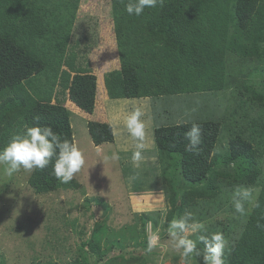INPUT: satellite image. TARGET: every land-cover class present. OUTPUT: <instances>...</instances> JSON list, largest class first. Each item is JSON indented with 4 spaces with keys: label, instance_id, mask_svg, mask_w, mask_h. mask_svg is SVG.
<instances>
[{
    "label": "rangeland",
    "instance_id": "1",
    "mask_svg": "<svg viewBox=\"0 0 264 264\" xmlns=\"http://www.w3.org/2000/svg\"><path fill=\"white\" fill-rule=\"evenodd\" d=\"M258 1L262 56L246 57L229 49L224 89L112 99L106 93L104 74L117 69L119 62L110 0H79L71 41L79 40L78 61L88 58L97 75L98 106L92 113L76 110L68 100L65 106L71 111L73 141L83 152L85 164L70 183L60 182L55 191L42 193H36L28 182L32 170L21 168L9 177L5 165L0 164V264H201L200 258L182 261L173 247L168 234L172 220L165 219L171 208L168 190L174 198L177 195V203L183 202L188 192L204 193L192 195L193 202L184 208V213L191 212L207 230L191 238L222 232L228 241L227 262L232 226L237 228L235 219L240 217L233 207V191L237 186L252 187L257 196L264 181V123L259 119H264V0ZM41 79L36 78L35 84ZM239 96L251 102L241 103L248 118L227 115ZM137 106L145 113L147 133L140 167L132 162L136 141L128 131L120 132L122 121ZM89 120L108 122L114 131L113 141L95 145L87 129ZM202 120L222 121L215 146L221 151L214 149L218 161L208 178L190 184L178 168L180 156L157 147L154 129ZM255 120H260L258 125H253ZM236 137L254 150L250 170L257 169L255 182L244 179L247 171L240 167V159L226 161ZM114 153L118 159L112 158ZM215 173L224 175L215 178ZM254 203L245 205L246 213ZM154 235L157 241L149 248ZM198 247L203 249L202 244Z\"/></svg>",
    "mask_w": 264,
    "mask_h": 264
},
{
    "label": "trees",
    "instance_id": "2",
    "mask_svg": "<svg viewBox=\"0 0 264 264\" xmlns=\"http://www.w3.org/2000/svg\"><path fill=\"white\" fill-rule=\"evenodd\" d=\"M129 2L110 0L119 67L104 74L109 98H159L221 90L227 78L229 49L246 57L262 56L258 0H164L163 6L145 8L140 16L128 15L125 5ZM78 7L79 0H0V150L26 127L35 125L51 126L74 144L66 101L87 113L98 106L97 75L88 58L82 55L78 61L79 40L71 41ZM234 100L227 115L245 116L247 110L241 103L251 102L240 96ZM259 121L252 123L258 125ZM192 123L202 128L198 152L185 150ZM221 123L202 120L156 127L155 143L164 152L177 153L183 179L199 184L217 164L214 149ZM87 129L95 145L113 141L108 122L88 121ZM235 139L226 161L240 159V167L247 171L244 179L255 182L257 169L250 170L254 150L240 137ZM54 159L46 168L32 170L28 182L36 193L55 191L61 184L52 174ZM195 194L204 193L188 192L183 202L177 203V195L174 198L168 190L171 208L166 222L183 215ZM256 197L259 206L253 205L235 219L237 228L232 226L227 264H264V181Z\"/></svg>",
    "mask_w": 264,
    "mask_h": 264
},
{
    "label": "clouds",
    "instance_id": "3",
    "mask_svg": "<svg viewBox=\"0 0 264 264\" xmlns=\"http://www.w3.org/2000/svg\"><path fill=\"white\" fill-rule=\"evenodd\" d=\"M164 0H130L125 5L129 16H140L145 8L163 6ZM144 111L137 106L125 117V127L130 136L136 141L132 153V162L140 167L144 160L142 153L146 149V123L143 117ZM88 122V121H87ZM202 128L198 123H192L186 134L188 141L185 150L198 152L201 144ZM100 145V144H99ZM226 147V143L224 144ZM215 151H221L217 145ZM52 174L63 184L70 183L75 174L85 164V158L80 148L69 139H62L60 134L51 126L35 125L26 127L24 132L15 135L11 141L0 150V164L5 165L4 173L11 177L21 168L25 170L44 169L53 162ZM113 159H118V154H113ZM154 162V161H153ZM235 167V165H232ZM252 187L237 186L233 191V207L241 216L246 214L245 205L254 203L258 207ZM258 194V193H256ZM259 226V225H258ZM205 225L196 220L191 212L173 219L168 226V234L173 242L174 249L178 250L182 261L190 258H200L201 264H227L225 249L228 241L222 232L201 234L197 239H192L194 233H206ZM157 241L154 235L150 241L149 248ZM203 245V249L198 247Z\"/></svg>",
    "mask_w": 264,
    "mask_h": 264
},
{
    "label": "crops",
    "instance_id": "4",
    "mask_svg": "<svg viewBox=\"0 0 264 264\" xmlns=\"http://www.w3.org/2000/svg\"><path fill=\"white\" fill-rule=\"evenodd\" d=\"M122 98H125V99H127L126 97H122ZM116 99H120V98H116ZM106 106V105H105ZM104 106V107H105ZM90 121V120H89ZM120 128H123L122 130H120V132L121 133H124V132H126L127 131V129H125L126 127H125V123L122 121V123H121V127ZM113 129V128H112ZM113 134H114V131H113ZM113 139H114V136H113ZM159 193H155V195H158ZM151 196H153L154 197V195H151ZM132 197V196H131ZM134 202V201H133Z\"/></svg>",
    "mask_w": 264,
    "mask_h": 264
}]
</instances>
